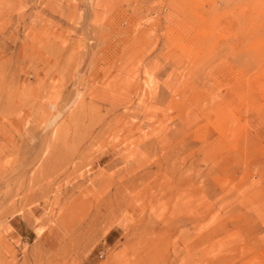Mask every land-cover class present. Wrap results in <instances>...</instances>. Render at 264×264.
Returning <instances> with one entry per match:
<instances>
[{"label": "rangeland", "instance_id": "obj_1", "mask_svg": "<svg viewBox=\"0 0 264 264\" xmlns=\"http://www.w3.org/2000/svg\"><path fill=\"white\" fill-rule=\"evenodd\" d=\"M0 264H264V0H0Z\"/></svg>", "mask_w": 264, "mask_h": 264}]
</instances>
